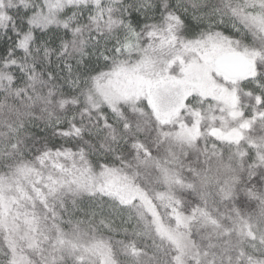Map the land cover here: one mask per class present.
Segmentation results:
<instances>
[{
    "label": "snow or ice",
    "instance_id": "obj_1",
    "mask_svg": "<svg viewBox=\"0 0 264 264\" xmlns=\"http://www.w3.org/2000/svg\"><path fill=\"white\" fill-rule=\"evenodd\" d=\"M235 72L243 74L233 78ZM245 81L258 91L245 87L244 95L252 102L241 107L235 85ZM20 84L25 87H14ZM29 88L45 110L58 104L64 113L55 123L46 122L63 143L45 142L36 149L32 166L19 170L35 175V196L17 187L19 198L6 203L4 191L12 190L14 178L7 173L0 178V264H32L19 241L26 242L28 251L38 249L42 264H86L90 248L79 229L66 233L60 227L71 224L78 209L76 199L71 200L72 210L67 207L63 197L69 194L99 195L121 207L146 199L128 173L108 161L89 160L90 153L99 151L84 139L85 119L93 116L97 135L111 130L105 139L119 135L126 144L131 141L133 149L145 128L193 147L211 137L220 164L199 175L189 185L193 190L215 180L219 192L230 195L220 178V169L228 167L225 150L230 160L248 157L243 190L255 198V206L245 221L246 239L241 243L246 247L229 261L264 264V135H254L257 125L264 132V0H0V91L7 99ZM227 94L234 96L233 103L225 101ZM68 106L75 111L69 114ZM247 109L251 111L245 115ZM11 147L20 153L18 144ZM144 155L151 156L146 147ZM20 156L23 160V153ZM113 159L127 164L122 154L114 153ZM240 171L232 168L231 174ZM113 177L125 194L112 189ZM257 185L259 193L253 192ZM37 201L42 213L36 211ZM58 207L68 214L67 221ZM196 212L209 216L197 206L185 219H193ZM6 217L14 225L12 239ZM22 217L27 227L17 240L20 226L15 221ZM211 223L219 227L217 220ZM182 236H169L180 253L174 262L184 255Z\"/></svg>",
    "mask_w": 264,
    "mask_h": 264
},
{
    "label": "trees",
    "instance_id": "obj_2",
    "mask_svg": "<svg viewBox=\"0 0 264 264\" xmlns=\"http://www.w3.org/2000/svg\"><path fill=\"white\" fill-rule=\"evenodd\" d=\"M14 87L24 88L25 85H14ZM235 87L240 90L241 107L245 103L252 102L244 95L245 87L258 91L247 81ZM29 95L33 97L32 100L28 99ZM53 99L55 101V97ZM0 101L4 102V106L0 107V178L7 173L13 176L14 180L21 179L20 177L35 179V175L26 173V169L25 174H21L19 170L26 165L32 166L30 161L36 154V149L45 142L63 143L60 137L53 135V128L46 127V122L55 123L64 113L58 110V104L56 109L49 105L45 110L44 104L35 101V93L30 88L20 96L12 92L7 99L3 91H0ZM72 111L75 109L68 106L69 114ZM250 111L247 109L245 115ZM108 115L111 119V114ZM77 123H80L79 118ZM85 123L88 128L84 131V139L96 145L99 150L90 153L89 160L94 164L108 161L112 166L132 176L135 184L146 193V198L155 211L150 213L145 202L139 200L121 207L107 197L99 195L90 197L87 194L72 197L69 194L63 197L67 207L72 210L71 200L76 199L78 209L72 212L71 224L60 225L64 232L79 229V237L86 243L102 246V249H105L118 264H176L173 261V257H176L175 249L167 237L160 232L156 223L160 221L163 227L173 228L177 223L176 214L184 218L191 217L193 209L199 206L208 212L209 216H201L196 212L190 220L187 232L195 250L193 249L194 257L187 264H196L197 260L200 264H209V262L230 264L229 256L237 257L240 248L246 247L241 243L246 239L245 221L255 206V198L243 190L247 178L248 157L243 160L238 157L230 160L225 150V163L228 167L220 169V178L231 190L230 195H222L216 187L215 180L210 184L205 182L203 186L193 190L189 185L193 184L199 175L206 174L209 169L215 170L220 164L219 157L213 155L214 150L211 145L214 141L211 137H208L206 142L203 138L197 140L195 142L197 146L193 147L145 128L138 138L139 143L144 147H140L138 143L133 149L130 147L131 141L126 144L119 135L116 140H113L111 135L105 139V134L111 130H105L104 133L97 135L98 126L95 125V116L91 121L86 118ZM60 126L65 125L61 123ZM89 131L92 135H89ZM254 135H264L260 125L256 126ZM13 144L19 145L23 160L20 153L11 147ZM241 144L246 147L243 141ZM145 147L151 152V156L144 155ZM114 153L122 154L127 164L113 159ZM133 153L135 156L132 155ZM65 163L70 164L67 161ZM232 168L241 171L233 176ZM116 181L119 187L115 190L122 195L125 194L126 189L119 179L116 178ZM260 191L258 185L253 189L255 193ZM173 208L176 209L175 213L172 211ZM36 211L40 213L43 211L39 203ZM58 211L67 221L68 214L59 207ZM90 212H94L95 215H90ZM212 219L217 220L219 227L211 223ZM260 219L264 220V215ZM77 221L83 223L78 224ZM251 223L255 231L256 221L253 220ZM48 226L51 228V221L48 222ZM50 235L55 237V230H52ZM49 243L43 244L42 247L47 249ZM246 250L251 251V249ZM205 252L208 253L207 256L204 255ZM26 253L31 258L32 264H42L38 249L27 250ZM86 264L97 263L86 262Z\"/></svg>",
    "mask_w": 264,
    "mask_h": 264
},
{
    "label": "rangeland",
    "instance_id": "obj_3",
    "mask_svg": "<svg viewBox=\"0 0 264 264\" xmlns=\"http://www.w3.org/2000/svg\"><path fill=\"white\" fill-rule=\"evenodd\" d=\"M246 70V69H245ZM243 72H240L238 74L233 75V78H238L240 75H242ZM225 101L227 103H233L234 102V96L227 94L225 95ZM21 179H15L13 181V188L11 191H8L7 189H5L4 191V196H5V200L6 203L10 202L12 197H17L19 198L20 193L16 190L17 187H21L23 188L25 191H27L29 194H32L33 196H35L34 193H32V189H31V184L35 181V179H29L26 177H20ZM109 183L111 184V187L113 190L117 189L119 186L117 185V181L116 178H110ZM37 187H40V185H37ZM143 202H145L146 207L148 208V210L150 211V213H154V209L153 206L151 204V202L146 198ZM22 204H24L29 210L31 209V205L27 204V201H21ZM38 203V201H37ZM12 208H16V205L13 204ZM20 211H24V209H20ZM14 214V213H13ZM8 223H7V227L10 230V239L13 238V222L11 220L10 217H6L5 218ZM175 221L177 222L175 224V226L173 228H165L161 225V222L158 221V223H156V226L158 227V229L160 230V232L162 234H164L167 239L170 241V243L172 244V246L175 249L176 252V256H179V249L177 248L176 244L172 242L171 239H169V236H173L175 237L176 235L182 233L183 236L180 239V242L182 244V246L184 247V255L180 257V261L176 262V264H187L188 261L190 259H192L194 257V253L193 251L195 250L192 247V242L190 241V237L188 235L187 232V228L190 225V220L185 219L184 217L180 216L179 214H176V219ZM16 225L20 226V231L15 233V238L17 240H19V236L21 234H23V232L26 229V225L23 224V217L21 219H18L15 221ZM185 224H187V227H185ZM2 229V227H0ZM20 245L23 246L25 249H27L26 247V242L25 241H19ZM89 245L90 251L86 254V262H94L97 264H112V258L110 257L109 253H107V251L105 249H102V246H99L98 244H91V243H87ZM65 248H67V246H65ZM194 249V250H193ZM27 251V250H25Z\"/></svg>",
    "mask_w": 264,
    "mask_h": 264
},
{
    "label": "water",
    "instance_id": "obj_4",
    "mask_svg": "<svg viewBox=\"0 0 264 264\" xmlns=\"http://www.w3.org/2000/svg\"><path fill=\"white\" fill-rule=\"evenodd\" d=\"M238 73H240V72H235L233 75L238 74Z\"/></svg>",
    "mask_w": 264,
    "mask_h": 264
}]
</instances>
